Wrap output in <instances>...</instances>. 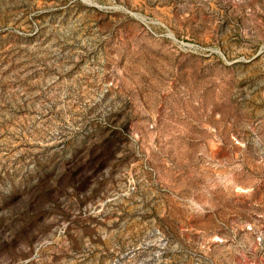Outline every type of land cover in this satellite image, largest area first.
Listing matches in <instances>:
<instances>
[{
	"label": "rangeland",
	"instance_id": "obj_1",
	"mask_svg": "<svg viewBox=\"0 0 264 264\" xmlns=\"http://www.w3.org/2000/svg\"><path fill=\"white\" fill-rule=\"evenodd\" d=\"M0 264H264V0H0Z\"/></svg>",
	"mask_w": 264,
	"mask_h": 264
}]
</instances>
